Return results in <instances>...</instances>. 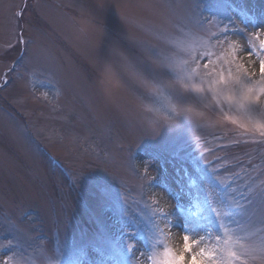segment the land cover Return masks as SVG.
Instances as JSON below:
<instances>
[{
    "label": "rangeland",
    "instance_id": "1",
    "mask_svg": "<svg viewBox=\"0 0 264 264\" xmlns=\"http://www.w3.org/2000/svg\"><path fill=\"white\" fill-rule=\"evenodd\" d=\"M262 61L264 0H0V264H264Z\"/></svg>",
    "mask_w": 264,
    "mask_h": 264
},
{
    "label": "snow or ice",
    "instance_id": "2",
    "mask_svg": "<svg viewBox=\"0 0 264 264\" xmlns=\"http://www.w3.org/2000/svg\"><path fill=\"white\" fill-rule=\"evenodd\" d=\"M261 74L264 75V61L261 62ZM78 182V177L74 178ZM188 244H187V237H185V249L187 250ZM96 251L100 254L101 257L104 256V249L102 247L96 248ZM118 253V249H116L114 246H111V258H114V256ZM85 255V251L81 249L77 257L74 259H70L68 261V264H82V261L80 260V257H83ZM193 264H197L195 257H193Z\"/></svg>",
    "mask_w": 264,
    "mask_h": 264
}]
</instances>
